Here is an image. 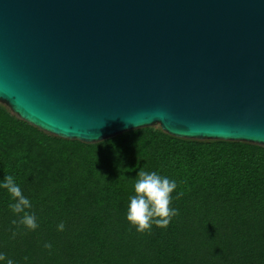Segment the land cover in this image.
<instances>
[{
    "label": "water",
    "instance_id": "1",
    "mask_svg": "<svg viewBox=\"0 0 264 264\" xmlns=\"http://www.w3.org/2000/svg\"><path fill=\"white\" fill-rule=\"evenodd\" d=\"M0 104L85 144L264 148V0H0Z\"/></svg>",
    "mask_w": 264,
    "mask_h": 264
},
{
    "label": "trees",
    "instance_id": "2",
    "mask_svg": "<svg viewBox=\"0 0 264 264\" xmlns=\"http://www.w3.org/2000/svg\"><path fill=\"white\" fill-rule=\"evenodd\" d=\"M142 168L177 184L170 207L179 214L167 228L139 232L127 220ZM6 175L38 226L20 223L0 187V264H264L262 147L181 139L159 127L85 144L46 134L0 104V183Z\"/></svg>",
    "mask_w": 264,
    "mask_h": 264
},
{
    "label": "clouds",
    "instance_id": "3",
    "mask_svg": "<svg viewBox=\"0 0 264 264\" xmlns=\"http://www.w3.org/2000/svg\"><path fill=\"white\" fill-rule=\"evenodd\" d=\"M11 195L14 203L9 204V208L13 213H23L20 221L21 224L30 229H36V217L25 211L32 207L31 201L25 197L20 186L15 182L12 175H6L4 182L0 183ZM177 184L174 180L160 176L155 171H146L142 168L138 173L134 182L135 194L130 196V205L127 212V220L137 227V231L144 232L152 227L155 223L158 227L167 228L172 217L178 215V210L170 207L172 202V193L176 189ZM179 193L177 198L182 196ZM16 224V221H12ZM59 230L64 229V224L58 226ZM16 233L13 232V237ZM51 244H45V248L50 249ZM5 256L0 254V261L5 260ZM27 259V257H25ZM7 264H13L11 259H7Z\"/></svg>",
    "mask_w": 264,
    "mask_h": 264
}]
</instances>
